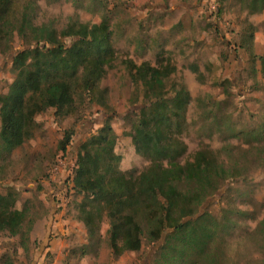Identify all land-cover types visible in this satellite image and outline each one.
<instances>
[{"label": "rangeland", "instance_id": "374dc122", "mask_svg": "<svg viewBox=\"0 0 264 264\" xmlns=\"http://www.w3.org/2000/svg\"><path fill=\"white\" fill-rule=\"evenodd\" d=\"M27 4L28 23L58 31L76 22H108L116 60L97 92L74 91L70 115L58 117L53 108L37 115L33 137L0 157V194L18 192L16 209L29 212L25 246L20 236L0 233V264L6 255L15 264H160L156 252L165 236L158 248L159 242L143 237L140 251L117 256L104 217L99 236L90 240L80 212L83 196L73 184L80 146L108 119L118 136L120 170L139 175L150 166L131 135L133 111L145 96L132 83L126 60L177 68L167 89L172 94L174 84L185 85L192 96L180 135L184 161L205 147L234 171L196 216L207 213L218 225L212 247L219 264H264V68L258 59L264 56V1L13 0L9 13H0V97L16 78L15 56L30 44L17 34ZM69 129L75 134L64 153L60 141Z\"/></svg>", "mask_w": 264, "mask_h": 264}, {"label": "trees", "instance_id": "16d2710c", "mask_svg": "<svg viewBox=\"0 0 264 264\" xmlns=\"http://www.w3.org/2000/svg\"><path fill=\"white\" fill-rule=\"evenodd\" d=\"M12 4L13 0H0V13H9ZM31 9L30 4L25 6L17 27V34L30 44L15 56L16 78L9 92L0 97V157L33 137L37 115L50 108L58 117L70 115L74 91L97 92L107 68L116 60L108 22L93 26L76 22L58 31L49 24L28 23ZM67 38H73L70 45L63 42ZM258 59L264 68V56ZM123 63L132 83L143 88L145 102L135 106L137 120L131 135L136 152L151 163L139 175L120 170L121 157L115 153L118 136L109 119L82 143L73 184L83 196L80 212L90 240L99 236L107 217L111 247L117 256L140 251L143 237L153 244L165 236L156 252L160 264H219L218 252L212 247L218 225L207 213L196 215L234 171L205 147L196 152L193 161H184L187 145L180 135L192 96L185 85L174 84L172 94L167 89L177 72L175 66ZM74 134L73 129L65 131L60 141L64 153ZM17 201L16 191L0 194V233L20 236L25 246L29 237L23 229L29 212L16 209ZM261 225L264 232V220ZM167 230L171 232L166 234ZM81 252L87 254L85 246ZM4 257L2 264H15V258Z\"/></svg>", "mask_w": 264, "mask_h": 264}, {"label": "water", "instance_id": "95a60500", "mask_svg": "<svg viewBox=\"0 0 264 264\" xmlns=\"http://www.w3.org/2000/svg\"><path fill=\"white\" fill-rule=\"evenodd\" d=\"M162 242H159V244L157 245V248L159 247V245L161 244Z\"/></svg>", "mask_w": 264, "mask_h": 264}]
</instances>
